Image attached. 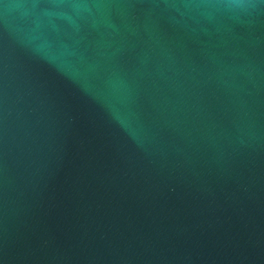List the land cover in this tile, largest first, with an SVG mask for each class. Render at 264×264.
Masks as SVG:
<instances>
[{
	"label": "water",
	"instance_id": "water-1",
	"mask_svg": "<svg viewBox=\"0 0 264 264\" xmlns=\"http://www.w3.org/2000/svg\"><path fill=\"white\" fill-rule=\"evenodd\" d=\"M0 264H264V0H0Z\"/></svg>",
	"mask_w": 264,
	"mask_h": 264
}]
</instances>
